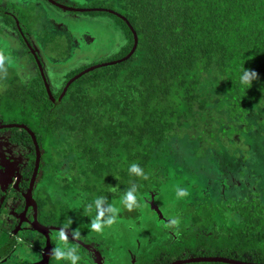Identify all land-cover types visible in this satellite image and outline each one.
Instances as JSON below:
<instances>
[{
	"label": "trees",
	"instance_id": "16d2710c",
	"mask_svg": "<svg viewBox=\"0 0 264 264\" xmlns=\"http://www.w3.org/2000/svg\"><path fill=\"white\" fill-rule=\"evenodd\" d=\"M104 2H94L95 8L103 10L82 13L114 18L124 31L125 45L111 58L68 73L59 90L50 86L45 75L51 95L28 37L31 31L20 15L0 6V32L8 30L29 59L27 82L18 71L5 64L0 67L7 82L0 91V121L26 125L36 135L43 169L39 178L44 181L36 190L42 222L85 230L97 215L98 198L104 199L103 210L116 204L120 216L137 219L143 204L150 203L153 195L155 202L161 199L164 190L167 194L165 183L185 171L186 176L179 178L186 184L177 191L188 195L174 210L169 207L172 215L160 221L169 232L161 239L151 234L147 243H141L136 264L218 256L264 264V175L258 176L254 169H259L251 164L254 146L264 157V0ZM135 35L138 45L130 58L90 70L60 97L69 80L81 72L125 58ZM0 36L4 37L2 32ZM1 37L0 49H8ZM16 48L9 49L19 62ZM246 69L259 74L250 84L241 82ZM10 131V141L31 150L34 157L31 135L17 127ZM186 140L198 141V149L192 150ZM206 158L215 162L213 167L198 169ZM34 160L26 164L30 171ZM182 161L198 173L180 167ZM133 164L147 179L130 171ZM246 168L260 180L255 178V188L241 194L244 187L231 189L223 183L228 190L219 193L227 169L243 175ZM213 170L216 189L207 195L204 188ZM128 192L137 198L131 211L122 203ZM181 201L185 206H179ZM79 240L89 243L84 236ZM73 242L91 254V263L98 264L91 251ZM18 243L10 238L0 248V259ZM51 244L53 253L58 243L52 240Z\"/></svg>",
	"mask_w": 264,
	"mask_h": 264
},
{
	"label": "rangeland",
	"instance_id": "374dc122",
	"mask_svg": "<svg viewBox=\"0 0 264 264\" xmlns=\"http://www.w3.org/2000/svg\"><path fill=\"white\" fill-rule=\"evenodd\" d=\"M56 1L62 5L73 7V9H75L74 7L79 9H104L95 8L96 4H94V2H98V0ZM100 1L104 2V0ZM104 3H108V1ZM0 6L6 11H14L17 15H20L24 25L26 24L31 31V35L28 33V37L31 39L33 49L39 54V60L44 68L50 86L55 90L61 88L62 83L65 81V76L68 73L77 68L99 63L102 60L115 56L125 45L127 40L124 31L116 26L114 18L108 15L96 16L90 13L66 10L57 7L48 0H0ZM1 32L4 37H0L5 40L3 45L8 47V49H0V51H3L5 57H7L4 64L18 71L21 79L27 82L28 79L26 78H28L29 75V72H26L27 68H29L27 64L29 62L27 61L29 60L28 54H26L25 51V53L22 54L24 48L22 46L20 47L21 44L16 43L15 40L9 37L7 32ZM10 43L12 46L17 47L16 49L21 61L18 62V59L13 57L14 54L9 49L11 47ZM4 77H6V73L0 71V91L3 89V84L7 86ZM15 119L19 120V117L16 116ZM3 138L5 139L6 135L3 134ZM185 143L192 150L198 149L199 147V142L196 140H186ZM3 145L8 148V143H4ZM179 157L181 156L179 155ZM213 163L215 164V162ZM213 163L206 158L204 159V165L200 164L197 168H202L205 171L204 166L206 165L209 170L213 167ZM251 164L259 169H254L258 176L264 175V157L259 147H253ZM185 166L192 174L198 173L194 167L183 163V161L180 162V167ZM229 170L230 169H227L226 171V181L220 182V188L218 190L220 194H224V191L228 190L227 188L229 187L231 189L235 187H244L245 189L243 191L241 190V194L247 192L251 188H255L256 182H254V180L258 178V176L255 177V174L250 169H244L246 173L243 175L239 171L229 172ZM208 175L210 181L204 188L207 195L210 194L211 190L213 191V189H216V184L213 179L215 171ZM183 176H186L185 171H182L181 175H175L167 181L165 183L167 194L164 190V196L155 202L156 206L163 212L165 217L164 221L173 213L169 207L174 210V208L178 206L180 199H182L176 192L179 187L182 185L184 187L186 184L184 183V179L179 178ZM202 176L207 178V175ZM8 180H10V178H8ZM258 181H260L259 178ZM42 182L44 181L41 180L40 184H42ZM46 183V187L49 189L51 187L50 183ZM196 183H199V181ZM223 183L224 186L227 187L226 189H224ZM200 184L204 185L201 182ZM53 189L54 188L49 189V192L56 196V191L54 192ZM192 193L195 195L193 190L190 191L189 195L191 198ZM182 201L179 206H185ZM75 205V201L71 203L72 207ZM113 206L118 209L116 204H110L108 208L104 209V219L107 220L110 216H116L117 222L114 225L105 227L102 232H96L91 229V224H89L88 228L85 230L79 229L80 236H84L85 239L89 240L87 245H91L95 248L99 247V249L104 252V257L107 258L106 264H136L134 258L136 255V248L140 247L141 243H147L151 234L157 235L159 236L157 238L161 239L160 236L169 232V227H163V224H160L161 220L158 214L152 210L150 203L143 204L141 207V216L139 218L127 220L119 215L120 211H118V213L111 212L110 209ZM71 211L75 212V208H71ZM75 230L74 226L72 232L73 235L77 237ZM56 244L57 246L64 247L63 242L59 240L58 234H56ZM67 245L68 247L76 246L70 238H68ZM26 250H31L28 244H24L23 246L20 245L19 250H16L9 255L7 260H4V264H35V262H33L34 258L23 253ZM77 254L82 256L83 260L82 262L79 260L77 263L93 264L89 261L90 253H85L77 247ZM51 264H71V262L69 260H60L55 263L51 262Z\"/></svg>",
	"mask_w": 264,
	"mask_h": 264
},
{
	"label": "flooded vegetation",
	"instance_id": "af4514ba",
	"mask_svg": "<svg viewBox=\"0 0 264 264\" xmlns=\"http://www.w3.org/2000/svg\"><path fill=\"white\" fill-rule=\"evenodd\" d=\"M6 31L9 32L8 30ZM12 35H14V33H12ZM19 42L21 43V40H19ZM30 47L32 48V46ZM35 52L39 55L37 51ZM8 125L10 124L0 121V248L8 242L10 238H16L19 243L17 246L14 245L10 254L19 250L20 245L23 246L24 244H28L31 250H26L23 253L34 258L33 262L38 263L42 260V254L46 247L47 239L43 234L36 230L35 222H38L41 226L49 230L50 242L56 240V234L59 233L61 228L69 229L72 234L73 228L54 224L53 221H50V224L42 222L44 220L39 216V207L36 200V190L42 180L39 178L43 170L41 167V161L34 180V185L31 188L35 169L36 151L35 156L33 157L30 155L31 150L25 149L16 143H12V141H10V134L12 132L10 130L12 128L6 127ZM2 133L6 135L5 139L3 138ZM4 143H8V148L3 145ZM32 159L35 160L32 170L30 171L28 170L27 165L31 163ZM8 178H10V180H8ZM29 192H31L33 200H30L31 198L27 199ZM32 202L35 204L33 205ZM76 238L78 239V237ZM43 241H45V247L42 250L41 245ZM80 241L82 242V240ZM89 246L92 251L88 250L92 252L93 256H96L94 250H99L92 248L91 245ZM10 254L1 258L0 264H4V260H7ZM52 256L53 253L47 264L57 262ZM102 258L104 259L103 255ZM106 263L107 262H105V264Z\"/></svg>",
	"mask_w": 264,
	"mask_h": 264
},
{
	"label": "water",
	"instance_id": "95a60500",
	"mask_svg": "<svg viewBox=\"0 0 264 264\" xmlns=\"http://www.w3.org/2000/svg\"><path fill=\"white\" fill-rule=\"evenodd\" d=\"M50 2H52L53 4L59 6V7L63 8V9H66V10H75L77 12H85V11H94V10H97V9H94V8L93 9H79V8L73 9V8H70V7H65V6L58 5L53 0H50ZM137 45H138V38L135 35V40H134L133 48H132L131 52L125 58L120 59V60L111 61V62H108V63H103V64L95 65V66H92L89 69L81 72L80 74H78L77 76H75L71 80H69V82L67 83V85L64 88V91H63V93H62V95L60 97L62 98L64 96L66 90L68 89V86L72 82H74L76 79H78L79 77H81L83 74L88 73L90 70H94L95 68H97L99 66L115 65V64H118V63H120L122 61H125L126 59L130 58L135 53L136 48H137ZM36 60H37L38 66L40 68V72L42 74V77L44 78V80L46 82L47 91L51 95L50 86H49V84H48V82L46 80V77H45V74H44V69L42 67V64L40 63V61L38 60V58ZM6 127H9V128H13V127L22 128V129L26 130L31 135V137L33 139V142H34V145H35V151H36V160H35L34 175H33V179H32V182H31V188H32L33 185H34V180H35L36 174L38 172L39 165H40V161H41L40 146H39V144L37 142L36 135H35V133H33L31 131V129L28 126L23 125V124H11V125H8ZM27 199L33 200L31 192L28 193ZM32 204L34 205L35 203L32 202ZM150 206H151L152 210L155 211L158 214L160 220H163L164 221L165 220V217L163 215V212L155 204V195H153L151 197ZM35 226H36V230L39 233L43 234L46 237V239H47V241H46V247H45L44 252L42 254V260L40 262H38V263H35V264H47L49 262V258L51 256V254H52V245H51V242H50V239H49V230L47 228L41 226L38 222H35ZM65 231H66V233H67V235H68L69 238L73 239L75 242H77L79 244H82L87 249H91L89 245L84 244L79 239H77L76 237H74V235L71 233V231L69 229H65ZM94 251H95V254H96V257H97V263L98 264H104L101 253L99 251H96V250H94ZM190 263L255 264V263H247V262H243V261H239V260H235V259H230V258H225V257H219V256L218 257H191V258H187V259H183V260L174 261L171 264H190Z\"/></svg>",
	"mask_w": 264,
	"mask_h": 264
},
{
	"label": "clouds",
	"instance_id": "9594fccd",
	"mask_svg": "<svg viewBox=\"0 0 264 264\" xmlns=\"http://www.w3.org/2000/svg\"><path fill=\"white\" fill-rule=\"evenodd\" d=\"M6 59L7 57H5L3 51H0V67L4 65V62ZM258 77H259V74L256 71L251 70V69H246L244 71L243 76L241 77V82L244 84H250L253 81V79H256ZM130 171L136 173L138 176H141L144 179H147V176L144 175L143 170L135 164L132 165ZM177 195L180 197H183V196L188 195V193L185 190H178ZM103 202H104L103 198H98L95 203V207L97 209V215L92 220L91 229L96 232H102L105 227H111L117 222L116 216H110L107 220L104 219L105 211L101 207ZM122 203H124L127 209L131 211L133 210L134 207L137 206V198L135 195H133L132 192H128L124 196ZM91 207H92L91 205H88L89 209H91ZM110 211L113 213H118L119 210L115 206H113L111 207ZM174 223H178V222L174 221ZM68 224H71V220L68 221ZM165 226L168 227V225H165ZM65 229L66 228H61L58 233L59 240L63 242L64 247H60V246L55 247L53 249L52 258H54L57 261L69 260L71 264H77V262L81 259V257L77 254L76 246L68 247L67 245L68 235ZM75 232H76V236L79 239L80 238L79 229H76Z\"/></svg>",
	"mask_w": 264,
	"mask_h": 264
}]
</instances>
